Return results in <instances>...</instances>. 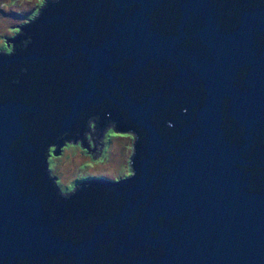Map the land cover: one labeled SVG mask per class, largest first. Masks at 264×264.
I'll return each instance as SVG.
<instances>
[{"label":"water","instance_id":"1","mask_svg":"<svg viewBox=\"0 0 264 264\" xmlns=\"http://www.w3.org/2000/svg\"><path fill=\"white\" fill-rule=\"evenodd\" d=\"M0 53V264H264V0H53ZM133 132L132 179L61 199L47 146Z\"/></svg>","mask_w":264,"mask_h":264},{"label":"rangeland","instance_id":"2","mask_svg":"<svg viewBox=\"0 0 264 264\" xmlns=\"http://www.w3.org/2000/svg\"><path fill=\"white\" fill-rule=\"evenodd\" d=\"M42 2L0 0V53L11 52V39L19 34L20 26L37 16ZM98 142H101L103 157L83 145L61 146V155L54 154L56 147L51 150L49 171L64 193L72 192L77 183L89 177L115 183L129 178L133 134L109 129V135L98 138Z\"/></svg>","mask_w":264,"mask_h":264},{"label":"flooded vegetation","instance_id":"3","mask_svg":"<svg viewBox=\"0 0 264 264\" xmlns=\"http://www.w3.org/2000/svg\"><path fill=\"white\" fill-rule=\"evenodd\" d=\"M51 1H53V0H43L40 9H42V10L45 11V5L48 4V3L51 2ZM36 20H39V13L37 14V16H36L34 19L29 20V21L26 23V25L29 24V23H32V22H34V21H36ZM20 27H21V26H20ZM20 27H19V28H20ZM19 37H22L21 30H20V32H19V34H18L17 36H15L14 38L11 39V44H12L11 47H12V48H11V52L8 53L9 55H14L15 39H17V38H19ZM4 54H5V53H4ZM8 54H6V55H8ZM116 131H119V130H116ZM124 132H127V131H124ZM130 133L133 134V132H130ZM55 147H56V146H47V160L49 159V156L51 155V152H52L51 150H52L53 148H55ZM55 153H56V149H55V151H54V154H55ZM132 158H133V155H132V157H131V159H130L131 174H130L129 178H126V179H124V180H120L119 182H116V183H121V182H124V181H127V180L132 179ZM48 174H49V176H50V178H51V180H52V182H53V184H54V186H55V188H56V190H57V192H58V194H59V196H60L61 199H63V198H65V197H67V196H69V195H71V194H73V193L79 191V184L89 183V182L98 181V180H100V181H107L106 179H101V178H91V177H89V178L83 179V181H80L79 183H77V184L75 185L74 190H73L72 192L64 193V192L61 190V188L58 186V184H57V178L54 177V176H52V175L50 174V171H49V164H48ZM107 182H109V181H107ZM114 183H115V182H114Z\"/></svg>","mask_w":264,"mask_h":264},{"label":"bare ground","instance_id":"4","mask_svg":"<svg viewBox=\"0 0 264 264\" xmlns=\"http://www.w3.org/2000/svg\"><path fill=\"white\" fill-rule=\"evenodd\" d=\"M7 25V24H6ZM6 25L4 26L5 28H6ZM4 54V53H3ZM4 55H6V54H4ZM9 56H14V55H9Z\"/></svg>","mask_w":264,"mask_h":264}]
</instances>
